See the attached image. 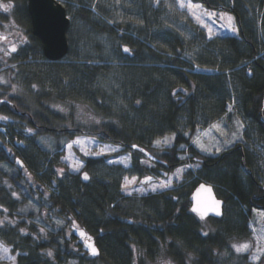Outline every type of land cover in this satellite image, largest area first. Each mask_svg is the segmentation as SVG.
<instances>
[{
  "label": "trees",
  "instance_id": "16d2710c",
  "mask_svg": "<svg viewBox=\"0 0 264 264\" xmlns=\"http://www.w3.org/2000/svg\"><path fill=\"white\" fill-rule=\"evenodd\" d=\"M6 1L29 37L3 70L18 90L0 84V116L7 117L0 119V240L17 254V264H249L232 242L250 236L252 209L264 208V155L258 150L264 147V0H197L234 7L238 36L211 39L192 23L189 38L168 29L148 0H129L138 21L117 25L86 0H59L83 27L77 39L70 24L68 53L57 61L45 58L32 33L28 0ZM97 36L117 44L108 49ZM59 103L68 114L53 107ZM79 103L97 121L79 122L73 112ZM229 106L247 123L245 145L202 154L193 133ZM168 133L173 144L156 150L153 140ZM81 134L123 145L136 173L146 170L139 161L146 155L133 144L156 157L159 174L185 162L182 153L201 162L202 170L172 190L123 195V173L101 171L98 159L87 158L81 174L57 172L65 144ZM202 181L224 200L222 217L191 210L189 196ZM70 224L90 234L99 255L89 254Z\"/></svg>",
  "mask_w": 264,
  "mask_h": 264
},
{
  "label": "rangeland",
  "instance_id": "374dc122",
  "mask_svg": "<svg viewBox=\"0 0 264 264\" xmlns=\"http://www.w3.org/2000/svg\"><path fill=\"white\" fill-rule=\"evenodd\" d=\"M86 1L91 3V8L95 13H103V18L111 25L126 22L134 24L138 21V18L130 13L133 7L129 4V0ZM148 2L153 7L157 8L158 11H162V19L168 29L177 31V33H180L183 37L189 38L191 36V23L202 29L208 39L221 35L238 36L239 34V25L233 12L220 8H211L203 1L183 0L185 5L189 2L193 5H199V7H193L191 9L187 6L181 7V0H148ZM8 4H11L12 7L14 5L6 0H0V5ZM12 7L7 11H5L3 7H0V36L5 35L6 37L5 41L0 40V84L5 87L12 85V81L10 76L6 75L3 70L6 71L20 48L27 45L29 42V37L25 28L15 21L12 14ZM75 7L76 6H72L73 11ZM210 13H214V15L210 16ZM69 17L71 21L70 24L73 25L76 33L75 36L78 39V33L80 29H82L83 23L76 15L71 14ZM229 17L232 19L229 20ZM209 28L212 30L211 33H209ZM96 39L97 43L106 45L108 49L117 44V41L109 37L104 38L102 36H97ZM105 39L108 41H105ZM12 45L16 46L17 50L15 52L10 51ZM77 46H81L80 41H77ZM6 52L8 53L7 55L5 54ZM14 86L15 85H12L11 87L13 92H15L16 89L18 90V87ZM26 98H29V96L26 95ZM53 107L57 108L61 113L68 114V108L65 103H59ZM73 112L75 118L79 120V122L90 125L97 121L91 108L85 104L79 103L75 105V110ZM214 125H218L219 127H214ZM246 129L247 123L245 120L236 111L232 110V106H229V112L221 118L212 122L205 128L199 127L193 133L191 141L202 154L216 156L234 147L236 144L245 145L247 141L245 136ZM164 138H168L169 142L164 143ZM198 139L208 150H203L200 147V144L196 142ZM157 140H160L161 143L156 144ZM173 140L174 134L168 133L157 137L153 140L152 144L156 150L160 151L172 145ZM77 141L80 142L77 143ZM217 149H219V151H217ZM258 150L264 155V147L259 146ZM179 156L187 160L166 175L159 174L154 169L156 166L154 160L147 156L139 158L140 163L147 167L146 170L142 173H136L134 172L135 159L133 154L131 151L125 150L123 145L102 140L95 135L81 134L75 136L65 144L63 153L60 156L62 166L56 169L59 174H62L66 170L74 174H81L86 171L85 165L87 158L98 159L97 166L101 171H104V168L112 167L119 168L118 170L123 173L120 184V191L123 195H147L175 189L182 182L186 181L189 183L193 178L199 175L202 170L201 162L193 161L187 153H182ZM77 165H79L78 169ZM260 165L261 169H264V163L261 162ZM245 172L244 174H246ZM252 213L253 215L248 223V228L251 231L250 236L245 239L234 240L232 245L249 243L251 247L248 251H245L248 254L249 264H264V254L257 252V248L264 249V208L253 207ZM49 215V212H44L45 217H49ZM56 221L63 223L60 219ZM68 230L74 233L86 250L89 251L88 241H93L90 234L77 224H70ZM5 248L7 249L6 255L3 252ZM233 250L235 249L233 248ZM254 254L258 255L259 259L253 260L252 256ZM0 257H2L0 258V264H17V254L12 252V247L10 245H6L1 240Z\"/></svg>",
  "mask_w": 264,
  "mask_h": 264
},
{
  "label": "water",
  "instance_id": "95a60500",
  "mask_svg": "<svg viewBox=\"0 0 264 264\" xmlns=\"http://www.w3.org/2000/svg\"><path fill=\"white\" fill-rule=\"evenodd\" d=\"M27 9L31 18L32 33L42 41L45 58L50 61L63 59L69 49L68 30L70 27V17L65 6L59 0H28ZM220 9L232 12L234 7L231 4L228 8L221 7ZM132 148L138 149L150 159L156 160V157L144 147L133 144ZM16 161L20 166H23V162L19 158ZM189 199L191 210L202 218L223 216L224 200L217 196L212 184L200 182L193 189ZM88 245H93L97 249L98 254L93 255L89 247L91 256L99 255V250L93 241H88Z\"/></svg>",
  "mask_w": 264,
  "mask_h": 264
},
{
  "label": "snow or ice",
  "instance_id": "6c2138e0",
  "mask_svg": "<svg viewBox=\"0 0 264 264\" xmlns=\"http://www.w3.org/2000/svg\"><path fill=\"white\" fill-rule=\"evenodd\" d=\"M180 6L181 7H185V6H187L188 8H193V7H199V5H193L191 2H189L187 5H185L184 3H183V0H181V3H180ZM0 7H3L4 8V10L5 11H7L10 7H12V5L11 4H8V5H0ZM210 16L211 15H214V13H210L209 14ZM221 18H223V17H221ZM198 19V18H197ZM232 18L231 17H229V20H231ZM209 30V33H211V28H209L208 29ZM3 39H6L5 37H3V36H0V40H3ZM17 49H16V46L15 45H12L11 46V49H10V51L11 52H15ZM125 51H128L129 49H127V48H125L124 49ZM6 55L8 54L7 52L5 53ZM0 119H4V120H6L7 119V117H3V116H0ZM242 126V125H241ZM214 127H219L218 125H214ZM29 131H31V130H29ZM80 141H77V143H79ZM169 141H168V138H164V143H168ZM198 144H200V147L203 149V150H208V149H206L205 148V146L203 145V144H201L200 143V141H199V139L196 141ZM161 143V141L160 140H157L156 141V144H160ZM217 151H219V149H217ZM79 168V165H77V169ZM84 179H88V176H87V174H85L84 175ZM127 186V185H126ZM203 187V186H202ZM155 190V189H154ZM13 195H16L15 193H13ZM218 203V202H217ZM5 211H6V209H5ZM202 216H203V213L201 214ZM3 223V221H0V224H2ZM23 231V230H22ZM43 231V230H42ZM82 235H83V233H82ZM89 247H90V249H91V252H92V254L93 255H96V254H98L97 253V249L95 248V246H93V245H89ZM232 247L239 253V252H245V251H248L249 249H250V247H251V245L249 244V243H242V244H239V245H237V244H233L232 245ZM3 252H4V254L6 255L7 254V249L5 248V249H3ZM257 252L258 253H262V254H264V249H261V248H257ZM49 255H51V253H49ZM0 258H2V257H0ZM252 259L253 260H257V259H259V256L258 255H256V254H254L253 256H252Z\"/></svg>",
  "mask_w": 264,
  "mask_h": 264
},
{
  "label": "bare ground",
  "instance_id": "6f19581e",
  "mask_svg": "<svg viewBox=\"0 0 264 264\" xmlns=\"http://www.w3.org/2000/svg\"><path fill=\"white\" fill-rule=\"evenodd\" d=\"M20 159V158H19ZM16 160H17V158H16ZM16 164L18 165V166H20L18 163H17V161H16ZM24 164V163H23ZM20 167H22V166H20Z\"/></svg>",
  "mask_w": 264,
  "mask_h": 264
},
{
  "label": "flooded vegetation",
  "instance_id": "af4514ba",
  "mask_svg": "<svg viewBox=\"0 0 264 264\" xmlns=\"http://www.w3.org/2000/svg\"><path fill=\"white\" fill-rule=\"evenodd\" d=\"M3 37H5V35H3ZM6 38V37H5ZM1 41H5V39L1 40Z\"/></svg>",
  "mask_w": 264,
  "mask_h": 264
}]
</instances>
